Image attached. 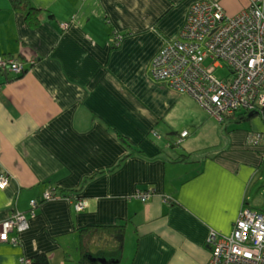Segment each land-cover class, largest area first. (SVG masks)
<instances>
[{
  "label": "crops",
  "instance_id": "0c3cea01",
  "mask_svg": "<svg viewBox=\"0 0 264 264\" xmlns=\"http://www.w3.org/2000/svg\"><path fill=\"white\" fill-rule=\"evenodd\" d=\"M199 1L32 0L33 26L24 9L0 0V55L27 65L0 74V174L11 175L0 188V225L18 210L30 223L18 242L0 240V264H30L39 253L49 264H83L80 229L89 225H124L86 239L92 253L123 241L121 264H206L212 229L231 232L253 207L264 147L249 138L264 130L263 117L226 132L228 119L151 75ZM216 1L236 15L255 0ZM182 152L192 155L177 160ZM50 189L59 196L45 200Z\"/></svg>",
  "mask_w": 264,
  "mask_h": 264
},
{
  "label": "built area",
  "instance_id": "2783aa9c",
  "mask_svg": "<svg viewBox=\"0 0 264 264\" xmlns=\"http://www.w3.org/2000/svg\"><path fill=\"white\" fill-rule=\"evenodd\" d=\"M122 39L118 35L117 43ZM227 67L229 74L218 76L217 70ZM26 68L18 57L0 55V70L16 75ZM151 75L195 96L202 107L223 120L239 109L264 107V0H255L236 15L228 14L216 0L195 3L181 36L153 58ZM190 132L188 128L182 136ZM261 139V132L251 133L249 142L260 145ZM10 181L9 172L0 174V188L5 189ZM151 192L143 194V199ZM58 196L53 190L44 193L45 199ZM37 204V199L31 200L33 207ZM74 204L85 210L89 200L80 198ZM29 225L27 215L15 211L1 223L0 240L18 242L19 233ZM208 242L212 254L206 264H264V212L245 206L231 232L213 229Z\"/></svg>",
  "mask_w": 264,
  "mask_h": 264
},
{
  "label": "trees",
  "instance_id": "16d2710c",
  "mask_svg": "<svg viewBox=\"0 0 264 264\" xmlns=\"http://www.w3.org/2000/svg\"><path fill=\"white\" fill-rule=\"evenodd\" d=\"M13 4L15 7H19L21 9H24L26 11L27 14V19L29 21V23L31 25H37L40 22V18L38 15H36V11H40L38 10L37 7H35L32 3V0H12ZM27 69V68H26ZM25 69V71H26ZM24 71V72H25ZM23 72V73H24ZM11 74L6 70H0V74ZM15 75V74H13ZM19 75V74H16ZM237 118H236V117ZM258 116H262L263 120H264V107L262 108H258V109H239L235 114L233 115H229L227 116L225 119L227 120V126H226V130L227 131H231L234 129V125L235 123H242V121H248L251 120L253 118H256ZM230 120V121H229ZM231 124L232 127H228V125ZM253 131H251L252 133ZM258 132H262V131H258ZM254 135H256V132H253ZM122 139L129 145L131 146L132 152L133 150H139L141 151V149H139V147H136L134 145V143H132L126 136H124L123 134H120ZM131 153H129L130 155ZM192 153H186V152H182L181 155L176 158L177 160H187L188 158L191 157ZM59 189V188H58ZM63 194L61 195H68L70 194V192H68V189L63 188L61 191ZM47 200V199H45ZM73 202L75 203L76 200L73 199ZM39 205V202L38 204ZM75 205V204H74ZM246 206V205H245ZM248 207V206H246ZM253 208V207H251ZM256 210L262 211L261 209L258 208H254ZM110 228V230L114 231L116 230L117 232H121L122 230H125L124 225H89L85 228L80 229L81 231V244H80V252H81V262L83 264H95L97 261L95 259L97 258H106L108 260V264H121V260H122V249H124V245H123V241L122 243L119 244V242L115 245H111L109 252H105L103 251H98V252H94L92 253L91 250H89L90 248H88V244L89 242L86 241L87 236H89V240H90V244L93 242L91 241V239H93L95 241L97 234L104 230V229H108ZM30 264H49L48 262V257L46 255V253H39L37 255H34L33 257H31V262Z\"/></svg>",
  "mask_w": 264,
  "mask_h": 264
},
{
  "label": "rangeland",
  "instance_id": "374dc122",
  "mask_svg": "<svg viewBox=\"0 0 264 264\" xmlns=\"http://www.w3.org/2000/svg\"><path fill=\"white\" fill-rule=\"evenodd\" d=\"M209 63H211V62L207 61V64H209ZM229 72H230V69L228 67L227 68H220V69L217 70L218 76H226V75L229 74ZM245 122H248V121H242V123H245ZM262 122H263V119H262ZM255 125L256 126L260 125V121L256 119ZM225 127H226V125H225ZM225 131L228 132L226 129H225ZM261 134H262V139H261L260 145H253L252 144L253 146H255V147H260V146L264 147V130L261 132ZM261 149L264 150V148H261ZM263 153H264V151H263ZM193 158H196V157H193ZM263 162H264V160H263ZM261 175H264V163H263V166L261 167ZM72 196L73 195H71L70 198L73 200L74 198ZM248 198H249V203L248 204L253 206V208L264 209V181H259L258 183L255 182L254 184L251 185V189L248 192ZM125 259H127V255H126ZM26 261L28 263H30L31 262V258L30 259H26Z\"/></svg>",
  "mask_w": 264,
  "mask_h": 264
},
{
  "label": "water",
  "instance_id": "95a60500",
  "mask_svg": "<svg viewBox=\"0 0 264 264\" xmlns=\"http://www.w3.org/2000/svg\"><path fill=\"white\" fill-rule=\"evenodd\" d=\"M101 261H103V262H104V261H106V260H105V259H103V260H101Z\"/></svg>",
  "mask_w": 264,
  "mask_h": 264
},
{
  "label": "bare ground",
  "instance_id": "6f19581e",
  "mask_svg": "<svg viewBox=\"0 0 264 264\" xmlns=\"http://www.w3.org/2000/svg\"><path fill=\"white\" fill-rule=\"evenodd\" d=\"M51 190V189H50Z\"/></svg>",
  "mask_w": 264,
  "mask_h": 264
}]
</instances>
